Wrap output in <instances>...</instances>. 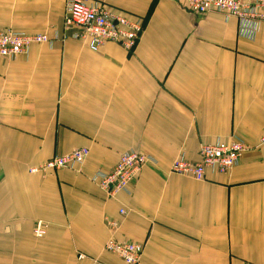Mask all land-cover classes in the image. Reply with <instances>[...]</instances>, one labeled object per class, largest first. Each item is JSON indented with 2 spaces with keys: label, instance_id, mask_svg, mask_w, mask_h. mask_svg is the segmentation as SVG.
Listing matches in <instances>:
<instances>
[{
  "label": "crops",
  "instance_id": "1",
  "mask_svg": "<svg viewBox=\"0 0 264 264\" xmlns=\"http://www.w3.org/2000/svg\"><path fill=\"white\" fill-rule=\"evenodd\" d=\"M98 1L144 18L134 50L73 38L66 0H0V30L52 38L0 57V264H129L104 249L112 236L144 245L139 264H264V147L203 180L170 169L202 144L264 136V24L188 0ZM79 147L80 171L30 170ZM130 149L153 160L109 198L90 177Z\"/></svg>",
  "mask_w": 264,
  "mask_h": 264
},
{
  "label": "built area",
  "instance_id": "2",
  "mask_svg": "<svg viewBox=\"0 0 264 264\" xmlns=\"http://www.w3.org/2000/svg\"><path fill=\"white\" fill-rule=\"evenodd\" d=\"M187 8L200 14L219 13L226 20L234 17L250 22L254 31L260 24H264V0H188ZM64 27L66 30H73V38L84 41L93 51H98L107 42L118 43L126 50L132 51L144 33L145 20L140 16L114 10L98 0H66ZM51 41L52 38L46 33H28L6 28L0 30V57L16 59L27 54L33 44ZM259 147H264V136L259 139L257 145H252L240 135L234 134L227 141L219 139L214 143L202 144L198 161L188 160L184 155L178 156L170 169L175 174L203 180L208 170L229 173L239 164L245 152ZM89 154L90 149L87 147L75 148L30 170L43 174L59 169L80 171ZM151 160L153 157L149 154L130 149L121 154L111 170H98L90 178L109 198H114L120 192H131V185ZM120 213L125 214L126 210L121 209ZM107 222L112 230H117L120 226L115 219L107 218ZM46 233L47 224L38 221L34 228L35 236L43 237ZM104 249L118 254L129 264H139L144 245L112 236L106 241ZM85 257L84 254L78 256L79 259Z\"/></svg>",
  "mask_w": 264,
  "mask_h": 264
}]
</instances>
